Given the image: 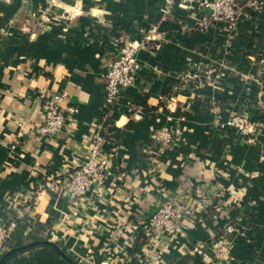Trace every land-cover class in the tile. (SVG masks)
Masks as SVG:
<instances>
[{
	"label": "crops",
	"instance_id": "0c3cea01",
	"mask_svg": "<svg viewBox=\"0 0 264 264\" xmlns=\"http://www.w3.org/2000/svg\"><path fill=\"white\" fill-rule=\"evenodd\" d=\"M257 1L261 9L227 34L220 23L198 26V0L173 4L168 15L166 0H0V222L12 219L11 198H28L67 162L83 160L98 124L111 156L90 199L41 192L9 226L0 264H207L189 247L229 222L236 230L226 264H264V0ZM143 34L152 38L136 53L133 84L105 107L106 60ZM194 69L198 85H181ZM42 92L62 93L61 107L77 108L56 138L36 133ZM239 112L259 123L252 143L225 126ZM161 128L181 138L159 151L148 137ZM185 193L195 223L158 262L128 259L142 246L131 243L132 228ZM201 197L209 202L200 205Z\"/></svg>",
	"mask_w": 264,
	"mask_h": 264
},
{
	"label": "built area",
	"instance_id": "2783aa9c",
	"mask_svg": "<svg viewBox=\"0 0 264 264\" xmlns=\"http://www.w3.org/2000/svg\"><path fill=\"white\" fill-rule=\"evenodd\" d=\"M193 0H166L163 13L168 15L173 4L187 7ZM202 6V15L198 26L206 27L215 23L222 24V31L232 32L239 20L261 9L257 0H198ZM151 34H143L136 44L124 42L118 53L106 60V71L103 74V102L105 107L113 105L122 90L133 84L138 70L136 53L138 49L151 41ZM197 71L194 69L182 74L180 84H197ZM211 70H204L209 77ZM62 93H40L42 120L36 128V133L46 134L52 138L59 136L67 120L77 111L75 105L61 107ZM261 108L263 104L257 102ZM226 127L233 128L247 142H254L259 132L257 120L244 113H233L225 122ZM102 125L94 127L91 135L87 156L77 162H67L64 172L49 178L43 187H39L28 198H11L8 205L13 211L12 219L8 223L0 222V253L5 249L9 226L15 220L22 218L25 212L34 208L41 192H63L71 199H90L95 186L103 185L110 174L111 156L102 149L106 138L102 133ZM179 130L176 128H161L152 130L149 140L158 145L159 151L169 149L180 141ZM191 193H185L177 198L167 199L140 224L134 226L128 236L131 243L140 241L142 246L139 253L132 249L125 255L137 262H158L161 254L167 252L174 239L183 236L186 228L195 223L196 212L190 205L194 201ZM192 199V200H191ZM200 205L209 202L206 198H199ZM195 204V202H194ZM197 204V202H196ZM196 208V207H195ZM235 224L226 223L222 229L208 236L206 239L195 241L189 251L200 257L207 264H226L233 259V237ZM139 260V261H138Z\"/></svg>",
	"mask_w": 264,
	"mask_h": 264
},
{
	"label": "water",
	"instance_id": "95a60500",
	"mask_svg": "<svg viewBox=\"0 0 264 264\" xmlns=\"http://www.w3.org/2000/svg\"><path fill=\"white\" fill-rule=\"evenodd\" d=\"M147 218H148V217H147ZM147 218H146V219H147ZM4 255H5V254H3L2 257H4ZM2 257H1V258H2Z\"/></svg>",
	"mask_w": 264,
	"mask_h": 264
}]
</instances>
